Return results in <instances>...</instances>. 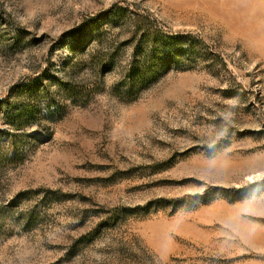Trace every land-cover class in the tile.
I'll return each mask as SVG.
<instances>
[{"label":"rangeland","instance_id":"obj_1","mask_svg":"<svg viewBox=\"0 0 264 264\" xmlns=\"http://www.w3.org/2000/svg\"><path fill=\"white\" fill-rule=\"evenodd\" d=\"M0 264H264V0H0Z\"/></svg>","mask_w":264,"mask_h":264}]
</instances>
